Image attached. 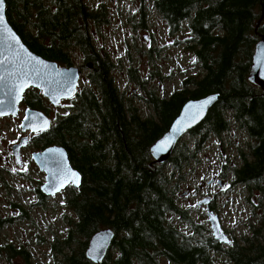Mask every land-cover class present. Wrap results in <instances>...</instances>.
<instances>
[{"label": "trees", "instance_id": "trees-1", "mask_svg": "<svg viewBox=\"0 0 264 264\" xmlns=\"http://www.w3.org/2000/svg\"><path fill=\"white\" fill-rule=\"evenodd\" d=\"M155 2L175 31L190 21L191 48L204 74L190 78L184 91L165 100L139 80L156 112L154 120L141 118L133 101L126 100L132 99L129 95L123 93L124 99L110 73L111 62L90 54L87 19L94 13L85 0H6L8 20L31 51L70 64L68 49L80 45L96 68L92 86L83 88L79 101L67 114H56L51 128L33 139L40 149L64 146L71 165L82 175L80 187H71L67 196L76 218L67 217L70 233L53 248L64 264H95L85 249L93 234L108 227L115 238L101 264H219L216 254L223 264H264L263 211L250 235L223 245L208 223L196 222L191 209L178 200L188 168L211 134L229 129L232 120L226 112L232 111L249 140L231 173L264 207V89L249 81L255 45L264 34V0ZM214 93L220 98L205 121L188 132V140L178 142L165 163L155 162L151 147L168 131L182 104ZM25 103L48 113L37 89L25 95ZM40 196L45 197L41 192ZM8 254L28 259L13 246Z\"/></svg>", "mask_w": 264, "mask_h": 264}, {"label": "rangeland", "instance_id": "rangeland-1", "mask_svg": "<svg viewBox=\"0 0 264 264\" xmlns=\"http://www.w3.org/2000/svg\"><path fill=\"white\" fill-rule=\"evenodd\" d=\"M86 1L94 8H97V5L101 2V0ZM105 2L112 21L105 29L106 34L96 37L97 45L105 44L113 58L116 61L122 59L125 66L131 65L130 53H135V58L139 59V65H142L144 69L146 64L161 67L163 77L149 82V88L157 87L161 91L163 89L173 91L175 88L182 87V80L201 71L198 66L194 65L195 58L192 52L188 50L186 38L190 37L191 33L186 23L183 24L180 32L172 33L168 23L155 9L152 0L146 2H139V0H105ZM142 4L152 8L149 23L154 37L146 39L144 37L148 36V31L143 30L139 33L138 30L135 41L139 42L144 49L149 46L150 48H158L157 53L144 56L140 55L141 51L139 49L130 48L133 43L131 29L126 26L123 27L118 16L120 10L130 8L138 11L139 5ZM152 41L153 44H151ZM76 58L79 61L77 56ZM143 73H146V70ZM173 74L175 76L169 79ZM117 77L120 81V88H126L125 90H127L133 102L136 101L137 103L138 99L139 107L148 110L139 97L137 85L124 78L123 75H117ZM86 83L87 81H85ZM44 100L52 121L56 114H67L66 110L69 108L67 101H63V104L59 106H53L49 99L44 97ZM26 107L27 104L24 101L21 104L18 117L0 116V216L13 217L15 215L17 218L15 223L6 225L0 230V245L5 242L14 243L18 246L23 245L29 256L28 259L15 257L10 261L8 256L0 251V264H61L59 258L62 259L63 257L54 250L53 244L56 242L57 237L64 238L70 227L64 221V215H74L64 203L65 195L63 193L66 190L55 196L45 197L43 200L37 197L35 186L39 182L40 184L45 182V173L31 158L33 152L42 150L31 141L35 134L30 133V131L23 132L20 128L21 118ZM227 115L231 118L233 113L228 111ZM26 135L30 137V142L27 147L22 149V156L27 162L23 168L25 173L22 174L14 163L11 148L14 143L20 141V138ZM183 139L188 140V135ZM245 142L246 135L237 129L236 124H234V128L230 133L223 134L220 137L211 134L210 139L199 153L197 161H194L188 168L187 182L184 184L178 199L182 207L191 209V214L196 222L205 221L206 219L210 226L205 213L206 209L196 206V203L208 194H216L215 203L222 227L232 239H240L250 235L252 226L257 224L258 214L261 211L264 212V207L259 205L260 203L256 198L251 197L250 200L248 199L247 189L242 184L224 190L221 187H224L225 184L220 187L210 186L207 181L220 174L224 159L228 165L233 162H236L234 165L239 164V151L241 149L246 151L247 149ZM232 179L233 175H229L228 180L232 181ZM13 203L23 206L24 211L30 214L32 220L26 222L19 219L18 216L23 211L18 209L14 214ZM257 208V213H254ZM177 224L182 229L189 230L188 225L178 219ZM215 257L218 259L219 264H223L220 254H216Z\"/></svg>", "mask_w": 264, "mask_h": 264}, {"label": "water", "instance_id": "water-1", "mask_svg": "<svg viewBox=\"0 0 264 264\" xmlns=\"http://www.w3.org/2000/svg\"><path fill=\"white\" fill-rule=\"evenodd\" d=\"M3 18L7 29L5 30L3 26L0 25V61L4 62L3 64H0V75L14 73V75H9L8 79L17 83H23L24 87L22 92L19 93V98L13 106L9 103L11 98L6 95L8 89L0 86V101H3L5 105L0 106V111L4 112V114L0 116L18 117L20 114V104L24 100L25 94L33 88L42 90L44 96L46 98L48 97L54 106L59 105L63 99L74 97L77 93V86L80 82V69L75 66L59 67L56 61L45 59L31 51L8 20L6 13V0H3ZM9 32L16 37L19 41L18 44L9 38ZM9 45H11V47H9ZM32 58L41 62L39 65L35 66L40 69V75H36L33 70ZM252 60L253 63L249 73V81L264 89V34L260 36L259 41L255 45ZM69 87L71 88V91H67ZM213 97L215 99H212ZM219 98V93H214L200 99L187 101L182 107L180 114L172 122L168 131L152 145L151 154L155 162L165 163L172 155L178 142L190 130L195 128L205 119L209 109L219 100ZM206 101H210V103H208L203 109L202 114L196 115L198 112L197 106L203 105ZM26 115L30 117L34 116L37 119L35 121H32L31 119L25 120ZM44 120L48 121L46 130H41L39 132L49 130L52 125V119L43 109L27 107L24 110L23 118L21 119L20 125H24L21 129L23 132L30 131V133H37L31 130V124L36 123L37 126H39ZM177 128L182 130L178 133H174L173 129ZM168 138H171V143L167 148L158 153H154L153 149ZM28 142L29 136L26 135L21 137L20 141L12 146V151L19 168L24 166L22 149L28 145ZM32 158L40 170L46 175L45 182L41 186V190L44 194L54 195L52 194L54 191V185L59 183L61 179H64L65 186L59 191H56L55 194L66 189L69 185H73L75 188L80 187L82 183V175L71 165L68 152L64 146L50 145L41 151L33 152ZM71 173L77 174L79 183L78 187L71 183ZM214 181L215 179H212L207 183L212 184ZM210 201V197L203 198L197 202L196 206L208 205ZM208 218L213 237L218 242L228 245L231 239L229 235L223 231L219 216L209 210ZM114 238L115 232L111 228H102L97 231L89 239L86 249L87 258L95 264H101L107 257Z\"/></svg>", "mask_w": 264, "mask_h": 264}, {"label": "flooded vegetation", "instance_id": "flooded-vegetation-1", "mask_svg": "<svg viewBox=\"0 0 264 264\" xmlns=\"http://www.w3.org/2000/svg\"><path fill=\"white\" fill-rule=\"evenodd\" d=\"M141 1L146 2L148 0H139V2H141ZM152 1H153V4H154L155 9L159 12V14L164 18V20L170 26L171 32L172 33H175V34L178 33V32H180L182 28L180 30L175 31L173 29V27H172L171 22L168 19H166L165 15H163L158 10V8L156 6L155 0H152ZM86 3H87V1H86ZM87 5L91 8L90 11H92L94 13V14H92V15H90L88 17L89 20L87 19V23H88L87 28H88L89 37H90L89 39H90L91 43L93 44V48H92L93 51H91L90 54H92V53L94 54L95 53V55H98L100 59H102L104 61L105 60H109L111 62L112 65H111V72L110 73H111L113 79L115 80V83L117 84L118 88L120 89V93H122V94L124 93L126 96L128 95L127 90H125L126 88H120V86H119V82L120 81L118 80L117 75H123L124 78L131 80L132 82H134L137 85L139 97H140L141 101L146 105V107L148 108V110H143L142 108L139 107V102H138V99L137 98H135V99H137V103L135 101V102H133V104L138 108L139 114H140V117L141 118H143V119L152 118V119L155 120V118L157 117L155 115L156 112L154 110V107L151 108L149 106V104L147 103V100H146V97L144 95V92L139 87V80L142 81V82L145 81L146 83L149 84V82L155 81L158 78H162L163 76L161 74V67L146 64V68L144 69L142 67V65H139V59H136L135 58V55H136L135 53H130V60L132 58L131 65L130 66H125V64L123 63V60L122 59H119V61H116L113 58L111 52L107 50L105 44H102L101 46H98L97 45L96 37L101 36L102 34H104V35L106 34L105 29L111 23L112 18L110 16L109 12H108L107 5H106L105 0H101V2H99V4L97 5V8L91 7L88 3H87ZM151 14H152V8H149L145 4L139 5V10L138 11H134V10H132L130 8H127V9L120 10L119 13H118L119 22L121 23V25L123 27L124 26L129 27L131 29V32H132V38H131V40L133 41V43H132V46L130 45V48L131 49L132 48L139 49L141 51V53H140L141 56L148 55V54L151 55L153 53L155 54V53L158 52V48H153V47L150 48V46H149L146 49H144L143 46H140L139 42H136L135 41L136 33L138 32V30H139V33L141 31H143V30L144 31H146V30L148 31V36L147 37L146 36L144 37L146 39L154 37V35L151 33L152 30L150 28L151 25L149 23V21H150L149 18L151 16ZM186 24H187V26L189 28L190 33H191L190 34L191 36L186 38V41L188 42V45H187L188 46V50L192 52V54H193V56L195 58L194 65L195 66H198V68L202 72L199 71L196 75L188 76L187 78H185L184 80H182V87L181 88H175L173 91L172 90H166V89H163L161 91V89L159 90L157 87H154V89L153 88H150V89H152L150 91H152L159 99L165 100L166 97H171L172 98L173 95H175L178 92L184 91L186 89V86H189L190 85V82H189L190 78H192V77H196V78L199 77L200 78L204 74V71H203L204 69L202 67V63L197 60L196 54H195V52L191 48V40H193L192 38H194V37H193V31H192V29L190 27V21H188V23H186ZM182 27H183V24H182ZM153 43L154 42L152 41L151 44H153ZM70 48L71 49H68V52H67L68 58L71 61L70 64H63V63H59L58 61H56L58 63V65H59V67H73V66H75V67H78L80 69V71H81V74H80V82H79V84L77 86V93H76V95L73 98H71V99H64V100H61V102H60L61 104H63V101H67L68 104H69V107L73 104L74 101H79L78 100V94L83 92V88L84 87H91L92 86L93 76H94V72H95V69H96L95 66H94V63L91 62L92 59L88 58L86 52L81 48L80 45H77L76 47L70 46ZM69 54H70V56H69ZM76 56L78 57V60L79 61H77ZM48 60H50V59H48ZM51 61H54V60H51ZM144 70H146V73H143ZM174 76H175V74L171 75V77L169 79H172ZM85 81H87L86 84H85ZM159 92H161V93H159ZM124 94H123V97H124V99H126V97L124 96ZM197 99H200V98H197ZM126 100L131 101L132 99L127 98ZM189 100H196V98H189L188 100H186V102L189 101ZM186 102H184L182 104L181 109L185 105ZM210 109H209V111H210ZM67 111L68 110H66V112ZM209 111H208V113H209ZM227 112H226V115H227ZM230 112H232V111H230ZM208 113H207V116H208ZM207 116L205 117V119L207 118ZM227 117L230 118L228 115H227ZM205 119L202 122H204ZM230 119L232 120V123H231L229 129L227 131H224L223 133H221V135H218L217 137H220V136H222L223 134H226V133H230V131L234 128V124H236L237 129L240 130L243 134L246 135V142H248L249 135H248L247 131L240 127L239 123L234 120L233 115H232V117ZM169 126H171V124ZM214 136H216V135H214ZM34 138L35 137L32 138V140H31L32 142H33V139ZM209 139H210V137H209ZM11 154L13 156L14 163H15V165L17 167V163H16V160H15V155L12 152V148H11ZM240 160L241 159H240V155H239V161ZM223 162H224V164L221 167L220 174H218V175H216V176H214L213 178L210 179V180L215 179L214 183H212L210 186L213 185V186H219L220 187V186H223L225 184L224 187H221V188L224 189V190H227V189H230L232 186L237 185L239 183H236V178L235 177H233L232 181L231 180H228V176L229 175H233L231 173L232 172V167H235L234 164L236 162L230 163L229 165L226 164L225 159H224ZM26 163L27 162L24 159V167H25V164ZM229 167H231V169L228 170V172H226L227 168H229ZM23 168L22 169L21 168H18V169H20L19 172L22 173V174L25 173V171L23 170ZM210 180H208V181H210ZM41 186H42V184H40V182L37 183L36 186H35V190L37 192L36 193L37 194V197L40 200H43L45 197H48L49 198L51 196H55V195L58 194L57 193V194H54V195H46V194H44L42 192ZM71 187L73 188V185H69L65 189L66 191L65 190H62V191H65L63 193L65 195V201H64V203L70 209V212L74 215V216H71V217L72 218L73 217L76 218L75 213L73 212V210L69 206L68 197H67L68 196V193L71 190ZM246 189H247V187H246ZM62 191H60V192H62ZM40 192L43 194V196L45 195V197H41L40 196ZM247 195H248V199L249 200H250L251 197H253V198H256L258 200V202H259L258 197L255 196V195H252L251 196L249 194L248 190H247ZM206 197H210L211 198L210 203L208 205H202L200 208H205L206 209L205 210V213L207 215V218H208V211L209 210L213 211L215 214H217L219 216L218 211H217L218 208L216 207V203H215L216 202V194H208V195L204 196L203 198H206ZM9 206H11V204H9ZM12 206L15 208L14 214H15V212H17L18 209H21L23 211L22 213L19 214V216H18L19 219H22V220H24L26 222H30L32 220V217L30 216V214L28 212H25L24 211L23 206H20L17 203H13ZM254 213H255V211H254ZM67 217H70V215L65 214L64 215V221L69 224ZM16 220H17V218L15 217V215L13 217H10V216L1 217L0 216V230L2 229V227L6 226V225H9V224L11 225V224L15 223ZM205 221H206V219H205ZM207 221H209V218H208ZM70 229H71V226L69 227L67 234L70 233ZM67 234L65 236H67ZM59 239H61V238L57 237L55 241H58ZM231 240H232V238H231ZM10 246H13V247H15L18 250L24 251V253L27 256H29V254L26 251V248L23 245L18 246V245H15L14 243H7V242H5L2 245H0V251L2 253H5V255L8 256V259L10 261L12 260V258L22 257L21 256L22 254H20V255L18 254L16 256L9 257L8 249H9ZM86 249H85V255H86ZM63 258L62 259L59 258V262L61 264H64L63 263Z\"/></svg>", "mask_w": 264, "mask_h": 264}, {"label": "snow or ice", "instance_id": "snow-or-ice-1", "mask_svg": "<svg viewBox=\"0 0 264 264\" xmlns=\"http://www.w3.org/2000/svg\"><path fill=\"white\" fill-rule=\"evenodd\" d=\"M0 25H2L5 30L7 29L6 24H4V18H3V0H0ZM8 36L15 43H17V44L19 43V41L16 39V37L14 35H12L10 32L8 33ZM9 47H11V45H9ZM32 61H33V70H34L35 74L40 75V69L36 68L35 66L39 65L41 62L35 58H32ZM193 62H195V61H193ZM3 63H4L3 61H0V64H3ZM9 75H14V73H6L3 75H0V86L8 89V92L6 93V95H8L11 98L9 103L14 106L15 102L19 98V93L22 92V90H23L24 84L9 80L8 79ZM37 86H39V85H37ZM67 91H71V88L69 87L67 89ZM212 99H215V98L213 97ZM208 103H210V101H206L203 105L197 106L198 112L196 115L202 114L203 109L207 106ZM0 106H5L3 101H0ZM3 114H4V112L0 111V115H3ZM30 119L32 121H35L37 118L34 116L33 117H30L28 115L25 116V120H30ZM47 124H48L47 120H44L42 122V124H40L39 126H37L36 123H32L31 124V130L33 132H37V133L41 130H46ZM21 127H24V125H21ZM181 130L182 129L177 128V129H173V132L178 133ZM170 143H171V138H168V139L162 141L161 144H159L156 148L153 149L154 153H158L160 151L165 150ZM70 176L72 178L71 183H73L74 186L78 187L79 183H78L77 174L71 173ZM64 186H65V181H64V179H61L59 181V183L54 185V191L52 194H55L56 191H59Z\"/></svg>", "mask_w": 264, "mask_h": 264}, {"label": "bare ground", "instance_id": "bare-ground-1", "mask_svg": "<svg viewBox=\"0 0 264 264\" xmlns=\"http://www.w3.org/2000/svg\"><path fill=\"white\" fill-rule=\"evenodd\" d=\"M61 117V116H60Z\"/></svg>", "mask_w": 264, "mask_h": 264}]
</instances>
